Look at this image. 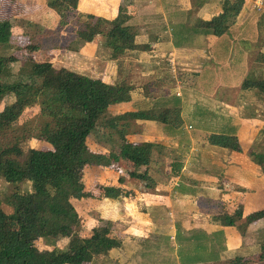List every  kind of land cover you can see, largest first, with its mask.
Segmentation results:
<instances>
[{"label":"crops","instance_id":"obj_1","mask_svg":"<svg viewBox=\"0 0 264 264\" xmlns=\"http://www.w3.org/2000/svg\"><path fill=\"white\" fill-rule=\"evenodd\" d=\"M12 1L19 3L16 15L26 26L56 37L52 58L46 59L54 67L90 63L99 48L95 43L100 44L106 53L99 62L101 80L132 88L129 102L109 108L115 113L169 107H160L155 97L167 91L164 80H192L193 86L186 85L195 102L181 108L180 127L135 119L138 138L125 134L130 142L155 144L149 165L138 167L147 169L152 181L123 178L109 185L128 190L124 197L87 198L98 217L89 218V227L109 222L120 242L94 255L90 264H226L236 256L245 264H264V218L245 225L244 218H235L236 225L218 219L234 214L236 204L243 206L244 217L264 209V93L241 88L246 78H264V0H245L234 24L220 36L204 31L201 23L222 11V0H79L75 9L66 10L63 24L48 9V0ZM120 9L137 31L134 49L114 56L102 36L78 38L76 18L83 21L91 14L113 20ZM0 18L11 22L13 43L11 17ZM193 121L197 129L191 131ZM177 130L182 135L175 136ZM222 132L235 134L242 152L209 143L211 133Z\"/></svg>","mask_w":264,"mask_h":264},{"label":"trees","instance_id":"obj_2","mask_svg":"<svg viewBox=\"0 0 264 264\" xmlns=\"http://www.w3.org/2000/svg\"><path fill=\"white\" fill-rule=\"evenodd\" d=\"M245 0H222V11L201 23L204 31L215 36L226 33L234 24ZM79 0H48L50 7L60 16V23H65L66 10L75 9ZM81 16V15H80ZM79 17L77 35L84 41H92L102 36L103 44L117 56L134 49L136 29L125 22L126 15L119 11L113 20H107L91 14ZM11 22L0 18V102L11 96L13 100L0 109V136L14 132L9 145H0V176L12 182L27 180L31 190L14 191L7 200L13 210L5 212L0 200V264H90L94 255L105 253L120 242L111 235V224L104 222L94 226L88 237L77 233L81 216L74 206V199L108 197L119 199L127 195L122 186L101 185L96 192L86 191L80 180L79 172L85 166H108L111 158L118 163L130 162L134 167L148 166L155 144L148 141L130 142L125 133L116 124L122 120H155L178 128L181 125L180 106L163 108L131 109L116 113L107 118L106 126L118 132L122 139L119 153H95L88 142L92 131L100 126L108 115L109 108L131 100V86L125 82L109 84L99 78L76 73L66 67L55 68L46 62L40 69L27 70L22 74L29 79L38 78L39 84H18L9 82L12 77L11 63L16 61L13 52L9 53L11 41ZM39 46L30 42L16 46L15 50L23 59H33V51ZM28 51L29 54L25 55ZM23 52V53H22ZM18 59V58H17ZM148 85H144V92ZM242 89L256 88L264 93V78L245 79ZM39 107V113L32 121L33 126L24 125L21 134H16L15 123L29 107ZM104 125V127H106ZM35 136L49 144L53 156L40 149L29 147L22 149L21 140ZM210 144L233 151H241L235 134L211 133ZM259 156L255 155L254 160ZM261 160L263 157L260 155ZM111 161V162H110ZM52 162L58 164L56 167ZM264 169V165H262ZM128 171V170H127ZM128 178L138 183H150L152 178L147 169L128 171ZM241 214L240 206L234 214H221L218 218L223 225H236L235 218ZM264 218V209L252 212L246 217L247 222ZM68 237L65 249L40 250L35 242L45 237ZM93 243L97 249L90 251ZM264 257V254L260 256ZM246 259L236 256L226 264H245Z\"/></svg>","mask_w":264,"mask_h":264},{"label":"rangeland","instance_id":"obj_3","mask_svg":"<svg viewBox=\"0 0 264 264\" xmlns=\"http://www.w3.org/2000/svg\"><path fill=\"white\" fill-rule=\"evenodd\" d=\"M19 5V3L17 4ZM15 5V3L12 0H0V16L5 17H11L12 23L14 25L13 27V38L12 42L10 43V47L8 48V52H13L16 56V61H13L11 63V68L13 71L14 76L11 78H8L7 80L9 82H18V84H24L23 81H26L27 84H39L40 80L38 78L29 79L26 75H23L24 72L22 68L27 70H34V69H40L41 67L46 64V62L50 63V65L54 66L49 60L52 58V55L50 54V51L52 50L53 44L57 41L56 37L53 36L52 32H49V35L47 33H42V31H39L37 28L26 26L22 20H19L16 14L18 13V6ZM50 11L54 10L50 7H48ZM256 13H259L258 11ZM86 20L83 19V21ZM30 42H33V44H37L39 48L35 51H33V59H23L21 55L15 50L16 46H19V42L17 40H22L21 45H25L27 42H25V38L23 36H26ZM26 38V39H27ZM17 42V43H15ZM19 43V44H18ZM95 47L98 48L94 54L92 55V60L90 63H82L78 61H74V63L67 64V67L79 74L87 75L92 78H99L102 74H100L99 71V62L104 61L106 58V53L101 48L98 43H95ZM76 46V45H75ZM39 50V51H38ZM37 51V52H36ZM23 53V52H22ZM29 54L28 51L25 52V55ZM18 58V59H17ZM55 59V58H54ZM58 60L55 59V62ZM61 66H56L55 68H59ZM63 67V66H62ZM192 81V80H191ZM190 80H184L183 78H166L164 82L166 83L167 91L155 93V97H159L158 104L159 106L163 105H179L180 108L183 106H193L195 102V96L194 93H192L187 85L191 83V86H193L192 82ZM106 83L114 84V82H109V80H106ZM184 92V93H183ZM179 95V96H178ZM178 99V101H177ZM13 100L12 95L6 96L1 102H0V109L3 108L6 104L10 103ZM182 108V112H183ZM39 113V107H29L24 110V112L21 114L19 120L15 123V127L19 128L17 129L16 134H21L20 128L24 127V125L33 126V119L37 117ZM181 113V109H180ZM106 117L103 118V121L100 123V126L96 128L94 131L91 132L89 135V145L91 146V149L97 154H105L106 157L110 154L116 156L119 153L122 139L118 135V132L114 129L109 128L106 126L107 118L115 115V110H110L109 113H107ZM141 120V119H139ZM190 123L191 131H194L197 129V126L195 124ZM196 123V122H195ZM117 128L120 131H123L125 134L128 133V135L131 137L138 138V133L140 131V126L138 124H134L131 122V120H122L115 123ZM104 125L106 127H104ZM14 132L8 133L5 136H0V145H9L13 141ZM130 133V134H129ZM182 135L181 130H177L175 133V136ZM21 146L24 151H26L29 147H34L37 149H40L41 151L53 156L54 152L51 148V146L43 141L38 140L35 138V136H29L27 139L21 140ZM238 152V151H236ZM242 152V150L240 151ZM115 158H111L112 163L108 166H85L82 171L79 172L80 180L85 186V189L87 192L92 193L96 192L98 190V187L101 185L110 184L111 182H115L118 180L121 182L123 178L128 179V171L132 170H140L132 163L130 162H121L114 161ZM110 161V162H111ZM56 167H60L58 164L52 162ZM141 168V167H140ZM128 170V171H127ZM31 190V182L24 180L20 182H12L10 180H7L6 178L0 176V200L3 202L2 207L5 210V212H12L13 208L12 206L7 203L8 197L14 192H26ZM126 193H129L128 190H126ZM91 198V197H89ZM73 202L75 203V208H77L78 213L81 215V222L79 225V228H77V233L82 237H88L91 228L89 227L88 220L89 218H98L95 212L90 210V206L88 205L87 201H89L87 198H83V201H80L81 199H74ZM239 204H236L234 207V211L237 210ZM241 214L238 216L239 218H244L245 222L244 225L249 223L243 216V206L240 207ZM68 237H57V236H51V237H45L38 239L35 244L40 250H48L51 251L53 249H65L69 242ZM90 248V251L97 249V246H93V243H90L88 245ZM96 258V257H95ZM97 259V258H96ZM95 259V261H96Z\"/></svg>","mask_w":264,"mask_h":264},{"label":"built area","instance_id":"obj_4","mask_svg":"<svg viewBox=\"0 0 264 264\" xmlns=\"http://www.w3.org/2000/svg\"><path fill=\"white\" fill-rule=\"evenodd\" d=\"M257 7L261 8L262 7V3L261 2L257 3Z\"/></svg>","mask_w":264,"mask_h":264}]
</instances>
